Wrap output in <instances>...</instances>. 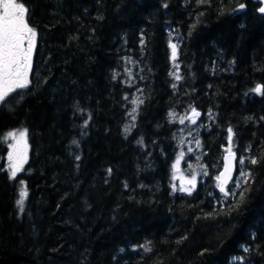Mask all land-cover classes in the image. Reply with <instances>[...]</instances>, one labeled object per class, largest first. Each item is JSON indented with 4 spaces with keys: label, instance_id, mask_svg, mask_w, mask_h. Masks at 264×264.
<instances>
[{
    "label": "trees",
    "instance_id": "trees-1",
    "mask_svg": "<svg viewBox=\"0 0 264 264\" xmlns=\"http://www.w3.org/2000/svg\"><path fill=\"white\" fill-rule=\"evenodd\" d=\"M18 2L37 35L27 86L0 104V264H264L260 3ZM192 109L205 172L189 194L174 190L173 165L177 115ZM230 128L245 162L226 196ZM14 130L29 153L10 179Z\"/></svg>",
    "mask_w": 264,
    "mask_h": 264
},
{
    "label": "snow or ice",
    "instance_id": "snow-or-ice-1",
    "mask_svg": "<svg viewBox=\"0 0 264 264\" xmlns=\"http://www.w3.org/2000/svg\"><path fill=\"white\" fill-rule=\"evenodd\" d=\"M239 7L242 9L244 5L240 4ZM0 9H2V12H0V104H2L16 89H21L27 86V70L30 67V55L37 34L35 30L29 27L26 23L27 9L23 3L18 2V0H0ZM259 11L264 13V7H261ZM26 37L29 45L27 49L22 47ZM169 46L172 49V59L175 61L177 55L176 45L170 44ZM176 67H178V65H176ZM177 79H179V77H177ZM173 87H175V85H173ZM253 91L257 94H264V89H262L261 86H257ZM133 103H135V101H133ZM133 112H135V108L133 109ZM192 113L193 117L188 118L192 119V122L195 123L194 117H198L200 114L196 112L195 109H192ZM169 115L172 114L170 113ZM180 123H184V118L180 120ZM17 135L24 137L25 132H10L5 139L9 137L15 139ZM232 136L233 133L230 128L228 129L229 146L225 149L229 155L224 157L226 162L225 173L228 171L229 157L235 159V156L232 153ZM9 158L11 159V153L9 154ZM244 162L243 158L239 161L241 165H243ZM177 163H179V158ZM251 163L256 164L257 160L252 159ZM175 167L176 165L174 164L173 168ZM18 170L19 165H13L9 178L14 179ZM225 173H221V176H225ZM241 175L246 176L248 174L241 171ZM217 180H220V177H217ZM193 181H195V176L192 177V180L189 181V183H193ZM217 186L226 196L229 194L234 195V193H229L225 190L224 183H220ZM194 187L195 185L193 183V188ZM236 187H239V183H237ZM181 191H185V189L181 188ZM26 195V191L21 189L20 200L17 201L18 205L21 207L23 206V201ZM241 199H243V197H241ZM147 250L149 249L146 248V251ZM244 251L247 252L249 249L244 248Z\"/></svg>",
    "mask_w": 264,
    "mask_h": 264
},
{
    "label": "rangeland",
    "instance_id": "rangeland-1",
    "mask_svg": "<svg viewBox=\"0 0 264 264\" xmlns=\"http://www.w3.org/2000/svg\"><path fill=\"white\" fill-rule=\"evenodd\" d=\"M170 44H175L177 51V43L171 40ZM171 56H172V49H171ZM31 61H30V66H31ZM188 117H193V113H188L186 116L177 115L176 118L177 123L180 126L181 138L179 142V155H178L179 163H177V161L175 163L176 167L173 170V176L175 180V190L180 193H184V192L189 193V190L191 192L195 188V187L193 188V183L196 186L197 182L205 172L203 167L198 165L194 160L198 148V138H197V133L195 131L194 123L192 122V119H189ZM198 117H194L195 122L197 121ZM182 118H184V123H180V120ZM10 132L19 133L25 131L14 130ZM8 133H6L3 138L7 150L2 161L4 168L8 171L9 174L12 170L13 165H19V170L17 171L18 174L23 169L28 159V153H29L28 137H27V133L25 132L24 137H20L19 135H17L15 139L11 137L5 139ZM228 146L229 144L224 148V152H226L225 149H227ZM232 151H234L233 147H232ZM10 153H11V159L9 158ZM190 155H192V158H189ZM239 161L240 158L237 157V168L241 170ZM193 176H195V181H193V183H189V181L192 180ZM217 185H218V181H217ZM23 187L24 186H22V188ZM181 188L185 189V191H181ZM239 264H243V261H239Z\"/></svg>",
    "mask_w": 264,
    "mask_h": 264
},
{
    "label": "water",
    "instance_id": "water-1",
    "mask_svg": "<svg viewBox=\"0 0 264 264\" xmlns=\"http://www.w3.org/2000/svg\"><path fill=\"white\" fill-rule=\"evenodd\" d=\"M253 2H259L260 6L258 8V13L264 15V13H261L259 11V9L261 7H264V0H252ZM235 156V159H232L231 157H229V161H228V171L225 173V156H228L229 154L226 152L222 155V166L218 172V177H220V180H218V184L220 183H224L225 186V190H227V188L230 186V184L233 182V180L235 179L236 176V168H237V164H236V154L234 152H232ZM221 173H225V176H221ZM220 191V190H219ZM221 192V191H220ZM222 193V192H221ZM224 194V193H222Z\"/></svg>",
    "mask_w": 264,
    "mask_h": 264
},
{
    "label": "flooded vegetation",
    "instance_id": "flooded-vegetation-1",
    "mask_svg": "<svg viewBox=\"0 0 264 264\" xmlns=\"http://www.w3.org/2000/svg\"><path fill=\"white\" fill-rule=\"evenodd\" d=\"M0 12H2V9H0ZM35 42H36V40H35ZM35 42H34V47H35ZM28 46H29L28 45V40H27V37H26L25 38V41H24V44L22 45V47L25 48V49H27ZM34 47L32 48V52H31V55H30V61L32 60V57H33V54H34V49H35ZM29 75H30V67L27 70V81L29 80ZM16 90H18V89H16Z\"/></svg>",
    "mask_w": 264,
    "mask_h": 264
}]
</instances>
